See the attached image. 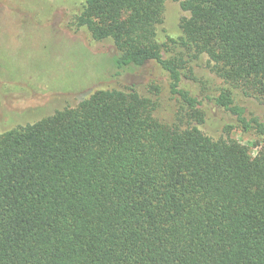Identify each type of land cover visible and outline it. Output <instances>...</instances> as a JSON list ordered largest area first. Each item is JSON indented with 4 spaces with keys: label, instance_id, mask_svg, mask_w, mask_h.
I'll return each mask as SVG.
<instances>
[{
    "label": "trees",
    "instance_id": "1",
    "mask_svg": "<svg viewBox=\"0 0 264 264\" xmlns=\"http://www.w3.org/2000/svg\"><path fill=\"white\" fill-rule=\"evenodd\" d=\"M167 1L85 0L74 24L113 41L118 74L159 63L197 123L162 121L127 85L1 132L0 264H264V121L233 91L264 103V0H180L190 15L161 41ZM202 55L226 127L261 141L199 127L203 100L182 82Z\"/></svg>",
    "mask_w": 264,
    "mask_h": 264
},
{
    "label": "rangeland",
    "instance_id": "2",
    "mask_svg": "<svg viewBox=\"0 0 264 264\" xmlns=\"http://www.w3.org/2000/svg\"><path fill=\"white\" fill-rule=\"evenodd\" d=\"M84 1L0 0V133L76 106L96 89L127 85L157 101L155 115L162 121L196 124L182 115L181 103L170 90L169 73L156 61L117 73L113 41L94 40L86 27L74 24ZM189 15L180 0H168L158 26L160 40L178 36L182 18ZM188 66L182 85L203 100L206 120L199 127L214 137L225 134L246 144L261 141L253 132L229 130L226 124L234 121L233 115L207 97L225 85L211 70L209 58L202 55ZM233 91L249 116L264 121V103L245 95L242 88ZM259 149L252 146L254 156Z\"/></svg>",
    "mask_w": 264,
    "mask_h": 264
}]
</instances>
